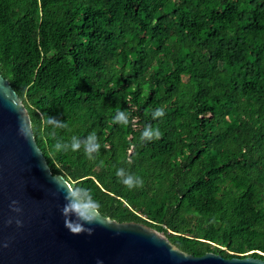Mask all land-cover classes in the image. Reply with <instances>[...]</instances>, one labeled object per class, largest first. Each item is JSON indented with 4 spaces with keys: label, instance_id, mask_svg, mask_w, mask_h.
<instances>
[{
    "label": "trees",
    "instance_id": "16d2710c",
    "mask_svg": "<svg viewBox=\"0 0 264 264\" xmlns=\"http://www.w3.org/2000/svg\"><path fill=\"white\" fill-rule=\"evenodd\" d=\"M0 73L103 216L264 259V0H0Z\"/></svg>",
    "mask_w": 264,
    "mask_h": 264
},
{
    "label": "water",
    "instance_id": "95a60500",
    "mask_svg": "<svg viewBox=\"0 0 264 264\" xmlns=\"http://www.w3.org/2000/svg\"><path fill=\"white\" fill-rule=\"evenodd\" d=\"M0 264H264L186 252L138 221L103 216L52 173L27 108L0 73Z\"/></svg>",
    "mask_w": 264,
    "mask_h": 264
},
{
    "label": "clouds",
    "instance_id": "9594fccd",
    "mask_svg": "<svg viewBox=\"0 0 264 264\" xmlns=\"http://www.w3.org/2000/svg\"><path fill=\"white\" fill-rule=\"evenodd\" d=\"M157 113L160 114V115L163 114V112H162L161 109H158V110H157ZM48 119H49V120H54L55 118H54V117H49ZM156 135H157V137H158V136H159V132H157ZM144 136H146V137H150V136H151V132H150V131H145ZM124 183L127 184L129 187L133 186V179H132V177H129L128 179H126V180L124 181ZM141 183H142V182H141Z\"/></svg>",
    "mask_w": 264,
    "mask_h": 264
},
{
    "label": "rangeland",
    "instance_id": "374dc122",
    "mask_svg": "<svg viewBox=\"0 0 264 264\" xmlns=\"http://www.w3.org/2000/svg\"><path fill=\"white\" fill-rule=\"evenodd\" d=\"M40 12V11H39ZM164 234V233H163ZM165 235V234H164Z\"/></svg>",
    "mask_w": 264,
    "mask_h": 264
},
{
    "label": "built area",
    "instance_id": "2783aa9c",
    "mask_svg": "<svg viewBox=\"0 0 264 264\" xmlns=\"http://www.w3.org/2000/svg\"><path fill=\"white\" fill-rule=\"evenodd\" d=\"M144 216V215H143Z\"/></svg>",
    "mask_w": 264,
    "mask_h": 264
}]
</instances>
